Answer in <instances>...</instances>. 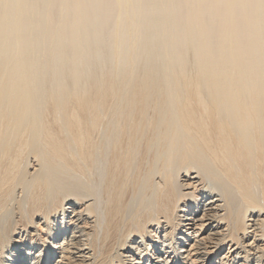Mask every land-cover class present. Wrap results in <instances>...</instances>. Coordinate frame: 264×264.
Wrapping results in <instances>:
<instances>
[{"label":"bare ground","instance_id":"obj_1","mask_svg":"<svg viewBox=\"0 0 264 264\" xmlns=\"http://www.w3.org/2000/svg\"><path fill=\"white\" fill-rule=\"evenodd\" d=\"M0 264H264V0H0Z\"/></svg>","mask_w":264,"mask_h":264}]
</instances>
